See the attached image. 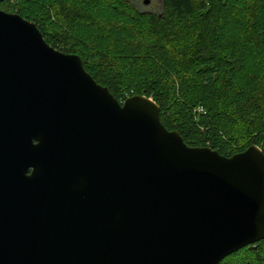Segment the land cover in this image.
I'll use <instances>...</instances> for the list:
<instances>
[{
	"label": "water",
	"instance_id": "water-1",
	"mask_svg": "<svg viewBox=\"0 0 264 264\" xmlns=\"http://www.w3.org/2000/svg\"><path fill=\"white\" fill-rule=\"evenodd\" d=\"M81 63L0 10V264H219L264 240L259 147H190Z\"/></svg>",
	"mask_w": 264,
	"mask_h": 264
},
{
	"label": "trees",
	"instance_id": "trees-1",
	"mask_svg": "<svg viewBox=\"0 0 264 264\" xmlns=\"http://www.w3.org/2000/svg\"><path fill=\"white\" fill-rule=\"evenodd\" d=\"M135 1L57 0L61 27L52 33L44 20L17 14L48 45L79 56L117 102L151 99L186 145L225 157L253 145L264 153V0H160L159 13ZM219 264H264V240Z\"/></svg>",
	"mask_w": 264,
	"mask_h": 264
},
{
	"label": "rangeland",
	"instance_id": "rangeland-1",
	"mask_svg": "<svg viewBox=\"0 0 264 264\" xmlns=\"http://www.w3.org/2000/svg\"><path fill=\"white\" fill-rule=\"evenodd\" d=\"M57 0H9L7 5L0 6V10L9 14H17L24 10V13L45 21L46 29L52 33L61 27L60 19L55 11ZM147 1V2H146ZM146 2V4H144ZM160 0H136L135 6L140 12H160ZM105 19V18H104ZM94 25V24H93ZM92 30L90 26L81 27L78 36H84ZM77 36V35H76ZM75 36V37H76ZM77 36V37H78ZM103 50V49H102Z\"/></svg>",
	"mask_w": 264,
	"mask_h": 264
},
{
	"label": "built area",
	"instance_id": "built-area-1",
	"mask_svg": "<svg viewBox=\"0 0 264 264\" xmlns=\"http://www.w3.org/2000/svg\"><path fill=\"white\" fill-rule=\"evenodd\" d=\"M128 99V98H127ZM124 102V101H123ZM123 102H119V103H123Z\"/></svg>",
	"mask_w": 264,
	"mask_h": 264
}]
</instances>
